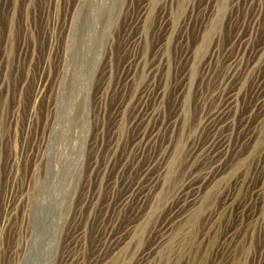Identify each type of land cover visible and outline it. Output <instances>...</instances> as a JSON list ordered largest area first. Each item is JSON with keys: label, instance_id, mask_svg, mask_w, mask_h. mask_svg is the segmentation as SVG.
Returning a JSON list of instances; mask_svg holds the SVG:
<instances>
[{"label": "rangeland", "instance_id": "obj_1", "mask_svg": "<svg viewBox=\"0 0 264 264\" xmlns=\"http://www.w3.org/2000/svg\"><path fill=\"white\" fill-rule=\"evenodd\" d=\"M239 38L247 42L241 44ZM156 47H165L166 52L162 50V67L166 66V71L161 80L162 89L166 87L162 106L167 117L173 95L168 78L182 68L177 63L180 48L204 47L196 53V63L207 48L216 47L227 58L237 52V47H264V0H0V264H67L70 260L74 264L77 258V264H219L215 251L226 233L225 223L227 219L229 223L238 220L236 207L250 199L243 189L234 191L233 208L227 211L230 184L241 171L252 168L253 159L264 150V117L257 120L259 113L250 109L248 76L233 114L229 155L221 161L219 170L235 161V153L246 151L247 158L205 186L162 238L157 229L161 231L167 221L164 219L178 204L176 188L183 175L184 135L170 145L162 175L150 193L152 198L148 197L135 213L134 209L118 214L114 210L101 223L100 207L110 196L105 182L92 200L96 205L86 196L95 194L98 186L87 164L99 158L100 150L96 153L95 145L91 148L90 144L99 141L100 125L104 143L108 140L114 124V102L134 93V79L138 88L143 84L144 63L154 61L160 54ZM262 52L248 75L264 71ZM137 54L141 63L135 68V76L131 68L127 74L124 68ZM223 58L216 62L215 71L221 68ZM196 79L197 76L191 96ZM41 83L43 89L38 93ZM216 103L210 97L205 108ZM193 115L191 110L179 127L185 123L187 129ZM245 115L247 123L238 133L237 126ZM258 123L261 128L251 145H240L238 140L247 128ZM145 159L138 163L139 167ZM207 165L196 161L189 169L195 170L194 177L198 178ZM135 173H125L126 182H133ZM109 175L112 174L105 178ZM263 178L253 180L249 188L256 184L263 192ZM122 189L111 200L120 197ZM208 210L213 213L211 217ZM258 213L256 210L250 222L248 246L233 264H264V207L262 214ZM132 221L134 227L114 252L107 248L97 259L95 252L102 238L99 234L105 227L110 226L123 237L124 226ZM76 231L83 232L82 240L73 241L72 233ZM66 253L69 254L64 258Z\"/></svg>", "mask_w": 264, "mask_h": 264}, {"label": "bare ground", "instance_id": "obj_2", "mask_svg": "<svg viewBox=\"0 0 264 264\" xmlns=\"http://www.w3.org/2000/svg\"><path fill=\"white\" fill-rule=\"evenodd\" d=\"M164 21L167 20L165 19ZM161 25L163 24L161 23ZM187 25L189 24L187 23ZM199 29H197V31ZM239 42H242L241 44H245L247 40H242V38H239ZM133 48L139 49L138 47ZM156 48V50L159 51L158 53H160L159 55H156L157 58L154 61L151 59L148 61L146 60L144 63V76L146 77V80L144 82L142 81L143 84L138 88L137 78L134 79V83L136 85L134 93L128 98H119L114 102L115 110L113 109V116H111L113 118L112 123L114 120V124L111 123L112 126L110 129V134L108 136V140L105 143L102 138V133L104 132L103 128L101 125L98 127L101 130L98 131L100 132L99 141L95 140V143L92 142L90 147L92 148L95 145L96 153L100 150V155L99 158L92 160L90 159L87 164L88 169L92 171L97 177L96 179L98 181V186H96L97 190L95 191V194L91 192L89 195L86 194V196L89 199L88 201L91 202L102 189V182H105L106 189H109L110 196L106 199L103 208L100 207L101 217L99 219L101 223L105 220H108L112 214L111 212L114 210L118 214V212L124 213L126 209H131V211L134 209L135 213V210L140 208V205L146 203V199H148V197H150V199L152 198L154 187L162 175L163 164L166 161V155L170 145L173 142H178L180 140V135H184L183 140L181 141V165H184V168L181 172L183 175L182 179H180L181 181L178 187L176 188V200L178 201V204L173 208L172 211H170L169 216L164 219V221H167H163L164 223L162 222L163 224L160 227L161 231L159 232L160 229H157L159 238H162L163 233L171 228V224L182 214L186 207L194 203L195 198L205 186L210 184L213 179H215V177L225 169L233 166L246 156V151L238 154L235 153L236 158H233L235 161L229 162L228 166L219 170L221 161L229 155V144L231 143H229V138L231 137L230 130L233 128V124L235 123L233 120V114L237 108L239 91H241V87L244 83L243 81L247 76L251 79V86L247 94L248 98L252 99L250 109L252 112L255 110L257 113H259L257 120H261V118L264 117V71L259 73V75L258 72L256 73V71H252V75H248V69L253 70L257 66L260 57H262L261 55H263L262 50H264V47H257L255 49L252 47H237V52L227 58H223V51L220 53L216 47H212L209 50L206 47L207 49L202 53L201 58L196 63V53L204 49V47H191L190 49H188V47H181L180 53L177 57V63H180L182 68L179 72H175L171 78L170 76L168 78L170 80L169 85H173V95L171 99V105L168 108V113L170 115L167 117H165L163 114L164 109L162 106L166 87L165 89H162L163 80H161V76H163L162 73L166 71V66L162 67V62L164 60L162 58V52L164 51L163 49H165V47ZM164 53L166 52L164 51ZM220 57L223 58L222 66L221 68L217 69L218 71H215V68H217L216 62L220 60ZM140 58L138 54L136 57L134 56L131 58L132 60H130V63L128 65L126 64L127 66L125 65V72L127 73L130 68L131 72L133 69L135 70L137 64L141 63ZM156 62L158 63L155 65ZM136 71L137 70H135L134 74L132 75L135 76ZM195 76H197V79L193 94L191 96L190 93H192L191 89L192 86H194L193 84ZM124 80L125 78L122 81ZM166 80L165 83H167ZM213 84H215V87L211 89ZM42 87L43 85L41 83L38 87V93L41 89H43ZM223 88H227V90L224 92L223 90H219ZM214 90H217L218 92H214ZM210 97L211 99H215L217 103L214 107L212 106L205 108V104ZM99 102L100 107L102 108L103 99L100 98ZM126 104L129 105L127 115H125ZM191 110H194V119L190 124H188L187 129H185V123L183 124V128L179 127L181 125L180 123L185 121V117L189 116ZM247 117L248 115H245V117L241 118V123H239L237 126L238 133L241 131L240 129L246 125L248 120ZM86 123L84 122V124ZM102 125H104V123ZM260 125L261 123H258V125H253L252 128H247V131L242 136V138L238 140L236 137L234 142L236 143L239 141L238 143H240V145L247 144L249 147L251 142L254 140L257 131L260 130ZM142 159H145V162L139 167L138 163ZM196 161L208 163L204 171H201L203 169H200L201 172L199 177L197 175L198 178L194 177V175H196L194 172L195 170H190L191 168L189 166ZM253 161V167L249 170L241 171L236 176L234 182L230 184L232 186V192L229 201L227 202L226 210L230 207L233 208L234 191L243 189L245 191L244 195L247 196L249 194L250 199L247 198L242 200V203H239L238 207H236L235 214L237 215L238 220L229 223L227 222L229 219H227L225 223L226 233H224L222 242L215 251V255L219 264H222V262H219V260L225 261V264H233L241 255V250L247 244V235H249L251 231V219L253 218L256 210L261 213L264 207V191L262 192L261 188H256V184H253L254 186L252 185L249 188L253 180L263 178L264 176V150L260 151L258 155H256V159H253ZM132 170L133 172H136L135 174H137L136 179L133 182H129L128 180L126 182L128 176H126L125 173H129ZM108 173H111L112 175H109V178L106 179L107 177L105 178V175ZM89 176V178H91L90 173ZM120 189H122L121 196L111 200V197L115 196L114 194H116V191ZM93 195L94 197H92ZM94 203L92 201V204ZM90 208H92V205ZM208 214L209 217L213 215V213L211 214L210 210H208ZM102 217H104V219H101ZM140 217L141 216L136 218V220ZM134 224L132 221L124 226L123 230L125 233L123 237L120 234L117 235L118 232L112 231L113 229H111L110 226L105 227V229L99 234L102 236V238L99 239L101 242L99 243L95 252L97 255L96 258L98 259L102 253L104 254L107 248L114 252V250L121 243L124 236L127 235L134 227ZM255 225L257 226V224ZM103 228L104 227H102V229ZM97 230L98 229H96L95 232H97ZM72 234L73 241L82 240L84 237L82 231H76ZM250 235L252 236V234ZM203 236L205 238L208 237L207 234H204ZM238 243L239 246H237ZM68 254L69 253L64 254V258L67 257ZM78 261L79 258L75 259L74 264H77ZM69 262H73V260H70ZM69 262L67 264H70ZM101 262H103V259H101Z\"/></svg>", "mask_w": 264, "mask_h": 264}]
</instances>
